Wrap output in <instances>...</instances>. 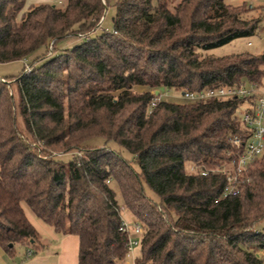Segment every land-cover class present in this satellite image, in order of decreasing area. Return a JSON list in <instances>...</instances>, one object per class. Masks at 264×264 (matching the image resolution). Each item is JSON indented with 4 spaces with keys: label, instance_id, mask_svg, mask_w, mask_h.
Instances as JSON below:
<instances>
[{
    "label": "trees",
    "instance_id": "1",
    "mask_svg": "<svg viewBox=\"0 0 264 264\" xmlns=\"http://www.w3.org/2000/svg\"><path fill=\"white\" fill-rule=\"evenodd\" d=\"M26 1L0 0V64L84 40L0 80V248L14 257L25 247L26 262L45 247L28 207L79 238V264L127 263L124 206L144 232L136 264H264V156L236 197L222 198L225 176L213 173L232 159L244 102L152 106L163 88L263 85L264 53L200 54L254 36L261 20L225 0H116L113 30L93 36L103 0L24 11ZM94 140L103 145L88 147Z\"/></svg>",
    "mask_w": 264,
    "mask_h": 264
},
{
    "label": "built area",
    "instance_id": "2",
    "mask_svg": "<svg viewBox=\"0 0 264 264\" xmlns=\"http://www.w3.org/2000/svg\"><path fill=\"white\" fill-rule=\"evenodd\" d=\"M104 17L100 21L101 27ZM28 69V68H27ZM28 69L26 72H30ZM4 81V80H1ZM156 95V94H155ZM152 106L162 100V95H156ZM186 102H201L212 99L218 100H242L244 103L236 114V120L243 126L242 133L230 134L228 141L234 147L231 161L222 168L213 171L225 176L226 182L222 191V198L236 197L240 195L242 188L251 184L249 173L264 156V88L263 85L244 81L239 87L206 88L201 92L182 93ZM80 155V153H78ZM196 169V168H195ZM203 175L209 171H202ZM121 232L127 239L126 264H136L135 251L141 247L143 228L134 222H128L123 218Z\"/></svg>",
    "mask_w": 264,
    "mask_h": 264
},
{
    "label": "rangeland",
    "instance_id": "3",
    "mask_svg": "<svg viewBox=\"0 0 264 264\" xmlns=\"http://www.w3.org/2000/svg\"><path fill=\"white\" fill-rule=\"evenodd\" d=\"M37 1V0H36ZM63 1V0H62ZM115 1L116 0H111L110 1V5L108 0H103V2L106 4V11L104 13V21L101 25L100 28H98L94 33L93 36L95 35H99L105 31H112L113 30V18L115 16ZM171 6L174 7L175 5H177L181 0H171ZM39 2V1H38ZM41 2L44 3H50V4H55L58 5L59 7H63L64 4L61 2V0H41ZM226 4L237 7V6H241V5H245V9L247 10L246 13L241 15V18L244 20H252V19H257L260 16V12L262 8H259L261 6H264V0H225ZM109 5V6H108ZM253 7H252V6ZM108 6V7H107ZM29 9V8H28ZM84 38L83 37H74L71 40L61 44L58 48L54 49L52 43L48 46L47 50L41 49L39 50L32 58L23 60V61H16V62H12V63H7V64H0V76L4 77V78H18L23 74V71L26 72L28 69H32V61L37 60L38 56H52L54 53H56L55 51H62L65 48H71L74 44H77L81 41H83ZM243 53H248L251 55H260L264 53V11H262V18H261V24L259 26V29L257 31V33L252 36V37H246V38H238L232 42H230L227 45L218 47V48H214L211 50H207V51H202L200 54L202 55V57H206V56H212V57H224V56H230V55H234V54H243ZM28 68V69H27ZM5 81V79H3ZM263 88H264V82H263ZM13 90V89H12ZM135 91L137 92H145V91H149L148 88L145 87H137L135 89ZM161 95H162V100L164 101H186L183 96L182 93L177 92L174 89H161L160 90ZM14 95L16 96V92L15 90H13ZM103 145V142L101 140H94L92 142H89L87 144L88 147H100ZM112 147L120 152L122 154L123 157L132 160V157L129 153H127L125 150H123L122 148L118 147L117 145L113 144ZM78 154L79 152H74V153H70L67 156L64 157V160H68L69 158H71L72 155L74 154ZM150 196H153L150 192H148ZM123 205V204H122ZM25 209L29 212V208L25 207ZM122 215L123 218L128 221V222H132V215L130 212L126 211L124 209V206L122 208ZM264 223H262L259 228H263ZM140 248H137L135 251V255L136 257H138L140 255ZM258 255L260 258H262L263 262H264V252L261 251H257ZM25 254H26V248L21 246V245H17L15 248V255L17 257L18 260H24L25 259ZM14 258V257H13ZM12 256L8 255V254H4V258L2 257V259L6 260V261H13ZM34 259V258H33ZM31 259V260H33ZM22 260V261H23ZM29 260V261H31ZM26 261V262H29ZM127 262H131V260L129 259ZM1 263V262H0ZM126 263V262H125ZM124 263V264H125Z\"/></svg>",
    "mask_w": 264,
    "mask_h": 264
},
{
    "label": "crops",
    "instance_id": "4",
    "mask_svg": "<svg viewBox=\"0 0 264 264\" xmlns=\"http://www.w3.org/2000/svg\"><path fill=\"white\" fill-rule=\"evenodd\" d=\"M39 1V2H38ZM65 5L66 0H61ZM41 0H27L24 11H27L32 5L42 4ZM252 6V5H251ZM253 7V6H252ZM260 20L262 18V11H264V6H261ZM82 42V41H81ZM81 42L77 43L80 44ZM74 44V45H77ZM73 45V46H74ZM4 77L0 76V80H3ZM172 103L183 104L186 101H171ZM26 214L32 225L37 229V231L42 236V242L44 248L39 250L36 257L29 262L20 261L17 259L16 255L12 259L13 261H6L4 258L3 249L0 248V264H79V245L80 241L77 236L74 235H65L61 236L54 232V230L45 224L43 221L37 219L32 212L29 213L26 209ZM133 221V220H132Z\"/></svg>",
    "mask_w": 264,
    "mask_h": 264
},
{
    "label": "water",
    "instance_id": "5",
    "mask_svg": "<svg viewBox=\"0 0 264 264\" xmlns=\"http://www.w3.org/2000/svg\"><path fill=\"white\" fill-rule=\"evenodd\" d=\"M155 94H156V95H159V94H160V91H157Z\"/></svg>",
    "mask_w": 264,
    "mask_h": 264
}]
</instances>
